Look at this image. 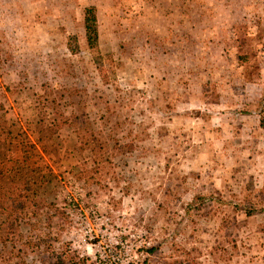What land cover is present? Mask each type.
<instances>
[{
    "label": "rangeland",
    "instance_id": "1",
    "mask_svg": "<svg viewBox=\"0 0 264 264\" xmlns=\"http://www.w3.org/2000/svg\"><path fill=\"white\" fill-rule=\"evenodd\" d=\"M263 98L264 0H0L1 113L47 178L0 264L20 233L94 264H264Z\"/></svg>",
    "mask_w": 264,
    "mask_h": 264
},
{
    "label": "trees",
    "instance_id": "2",
    "mask_svg": "<svg viewBox=\"0 0 264 264\" xmlns=\"http://www.w3.org/2000/svg\"><path fill=\"white\" fill-rule=\"evenodd\" d=\"M82 18L86 48L96 58L98 49L94 6H85ZM2 109L0 102V224L8 223L14 229L21 225V221L25 223L24 217L46 212L41 190L45 189L47 178L45 166L32 153L33 144L15 141L10 125L1 113ZM261 112L259 122L264 125V98ZM5 239L1 240L4 242ZM16 240L17 246L12 245L9 249L10 257L18 258L13 264H94L65 243L56 247L51 242L44 243L45 239L39 234L26 236L20 233ZM149 250H152V246Z\"/></svg>",
    "mask_w": 264,
    "mask_h": 264
}]
</instances>
